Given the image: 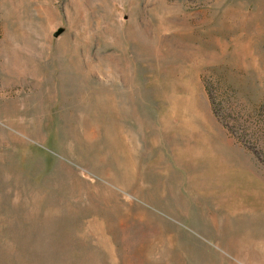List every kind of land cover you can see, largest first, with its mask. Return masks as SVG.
<instances>
[{
  "label": "rangeland",
  "instance_id": "rangeland-1",
  "mask_svg": "<svg viewBox=\"0 0 264 264\" xmlns=\"http://www.w3.org/2000/svg\"><path fill=\"white\" fill-rule=\"evenodd\" d=\"M0 264H264V0H0Z\"/></svg>",
  "mask_w": 264,
  "mask_h": 264
},
{
  "label": "water",
  "instance_id": "water-1",
  "mask_svg": "<svg viewBox=\"0 0 264 264\" xmlns=\"http://www.w3.org/2000/svg\"><path fill=\"white\" fill-rule=\"evenodd\" d=\"M60 33H61V31H58V32H56V34H55V35H56V36H58Z\"/></svg>",
  "mask_w": 264,
  "mask_h": 264
}]
</instances>
